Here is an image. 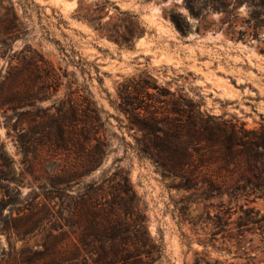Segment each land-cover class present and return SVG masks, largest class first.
Here are the masks:
<instances>
[{"label":"trees","instance_id":"obj_1","mask_svg":"<svg viewBox=\"0 0 264 264\" xmlns=\"http://www.w3.org/2000/svg\"><path fill=\"white\" fill-rule=\"evenodd\" d=\"M110 3L98 0L93 7L79 3L74 15L119 46L133 44L134 38L144 33L138 16L114 6L119 15L125 16L118 17L120 22L110 21L111 16L103 21ZM8 10L10 18L2 26L6 36L0 34L2 54L12 50L10 42L20 37L19 17L13 5ZM170 19L181 33L186 31L187 25L179 15L171 13ZM9 58L7 70L0 73V125L7 128L6 135L21 157L15 160L0 136V234L7 240L5 246L0 238V264H156L162 256V244L148 232L145 205L130 181L129 171L118 163L121 158L115 157L111 172L102 170L77 194L65 193L72 183L79 185L83 177L101 169L113 151L112 137L118 136L102 130V110L90 106L94 101H89L86 110L72 102H60L42 109L34 126L26 129L25 108L34 106L31 99L47 96L29 97L24 92L37 87L43 93L53 84L69 88L78 81L74 73L61 70L29 45L12 51ZM167 93L169 107L165 113L153 108V97L161 102L165 94L148 71L120 82L116 108L127 115L128 130L142 132V137H134V144L124 136L120 140L140 156L152 158L163 178L178 177L180 181L173 184L177 189L196 188L202 166L214 156L220 161L219 169L236 172V181L244 180L243 185L232 188L233 192L264 195V124L246 128L238 119L202 112L199 104L184 94ZM36 171L44 173L40 177L48 180L49 189L41 193L42 199L36 198L38 194L29 200L32 193L23 196L21 186L26 173L37 179ZM203 179L206 191L231 194L225 182ZM239 209L245 215H238V226L264 219V214L255 218L259 210L254 206L239 205ZM214 223L223 230L227 222L217 214ZM37 233L41 234L40 241L29 244ZM17 240L22 242L19 247ZM193 264L224 263L197 256Z\"/></svg>","mask_w":264,"mask_h":264},{"label":"rangeland","instance_id":"obj_2","mask_svg":"<svg viewBox=\"0 0 264 264\" xmlns=\"http://www.w3.org/2000/svg\"><path fill=\"white\" fill-rule=\"evenodd\" d=\"M95 1L98 0H0L1 36H6L2 26L10 18L11 5L20 21V37L13 42L7 39L12 50L0 53V73L7 70L12 51L29 45L61 70L74 73L78 81L69 88L53 84L43 93L37 87L24 92L29 97L46 94L47 98L31 99L35 104L25 108L23 126L31 129L37 114L51 105L72 102L86 110L89 101H94L90 106L102 110V130L107 134L114 131L118 136L112 137L113 151L101 169L83 177L79 185L72 183L65 193L77 194L102 170L108 174L115 165L113 159L119 157L118 163L129 171L130 181L145 205L148 232L161 241L162 256L156 264H193L197 256L224 264H264V219L243 226L237 223L238 215H245L239 205L257 208L255 218L264 214V195L233 192L232 188L243 185L244 180L236 181V172L219 169L220 161L214 156L202 166L196 188L177 189L173 184L180 181L178 177L163 178L152 158L140 156L120 140L124 136L125 141L134 144V137H142V132L128 130L127 115L116 108L120 101L119 83L144 70L165 94L161 102L155 97L151 100L158 111L166 113L169 90L194 100L202 112L238 119L245 122L246 128L264 124V0H109L103 21L111 16L110 21L120 22L118 17L125 15L118 14L114 8L117 6L136 14L144 27V33L134 38L133 44L121 46L75 17L79 3L93 7ZM171 13L179 15L187 25L184 33L170 19ZM150 91L156 93L154 89ZM14 120L15 117L11 122ZM6 131L1 124L0 136L18 161L21 153ZM43 174L36 171L37 179L25 174L23 196L31 192L29 200L38 194L36 198L42 199L41 193L49 189L48 180L40 177ZM208 177L220 184L225 182L231 194L206 191L203 178ZM217 214L227 222L223 230L215 227ZM40 236L37 233L28 243L39 242ZM0 238L2 245L7 246L6 236L0 234ZM21 245V240H17L16 246Z\"/></svg>","mask_w":264,"mask_h":264}]
</instances>
